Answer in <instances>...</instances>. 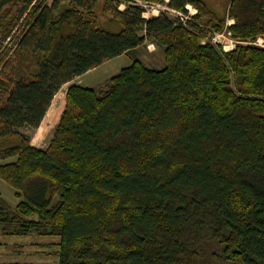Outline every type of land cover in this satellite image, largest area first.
Here are the masks:
<instances>
[{"label":"trees","instance_id":"obj_1","mask_svg":"<svg viewBox=\"0 0 264 264\" xmlns=\"http://www.w3.org/2000/svg\"><path fill=\"white\" fill-rule=\"evenodd\" d=\"M189 5L186 28L136 0H0V180L18 199L0 194V237L59 238L57 264H264V0L168 3ZM229 21L234 51L202 44ZM147 45L163 68L70 86L32 145L22 129L63 86Z\"/></svg>","mask_w":264,"mask_h":264},{"label":"rangeland","instance_id":"obj_2","mask_svg":"<svg viewBox=\"0 0 264 264\" xmlns=\"http://www.w3.org/2000/svg\"><path fill=\"white\" fill-rule=\"evenodd\" d=\"M136 2L147 9L145 14L146 18H152L164 14L158 5L166 6L168 2L163 4L157 3H146L143 0H136ZM126 6H122L121 10H125ZM20 32V31H19ZM19 32L15 37L8 41L7 45H15L17 43V37ZM118 59V60H117ZM113 59L106 63L96 76L101 78L104 76H114L118 74L123 68L130 66L135 60L143 61L150 68L161 69L164 67V48L157 47L155 45H147L140 47L134 51L129 52L126 56ZM1 73V69H0ZM104 78V77H103ZM102 78V79H103ZM110 78L103 80L101 85L97 86L95 89H101L108 85ZM72 84L65 85L60 92L56 95L52 107L48 112L47 121L51 118L53 119V124H57L60 121L62 112L64 111L66 105V92ZM54 129L53 126L39 130L37 135L42 134V139L44 140L51 130ZM22 132L31 137L33 143H36L35 131L29 128L22 129ZM52 133V132H51ZM50 133V135H52ZM36 135V137H37ZM51 136L48 138V143L45 146L47 148L50 144ZM14 160H9L8 162H13ZM0 164H5L0 162ZM0 194L9 201V203L15 206L18 203V199L15 196V191L8 187V185L0 180ZM59 238L54 237H39L37 235L23 236V237H8L6 239L0 237V261H7L8 259H13L15 261L23 262V264H57L56 251L58 249ZM22 245L23 247H17V245Z\"/></svg>","mask_w":264,"mask_h":264},{"label":"built area","instance_id":"obj_3","mask_svg":"<svg viewBox=\"0 0 264 264\" xmlns=\"http://www.w3.org/2000/svg\"><path fill=\"white\" fill-rule=\"evenodd\" d=\"M166 2L169 3V0H166ZM168 3L166 6L158 5V8L171 20L173 21H179L183 25H185L186 28H188V24L191 22V20L198 14L197 9H195L192 6H187L186 9L188 11V14L181 13L179 11H176L168 6ZM234 24L233 21H229L227 23V27L224 30V32L221 33H214L213 35H210L203 39L202 44L206 45L207 43H212L213 45L217 47H222L223 51L225 53L234 51L239 44L238 41L234 40L232 38V33L228 30L230 26ZM254 46L264 48V39L260 38L255 42L250 43Z\"/></svg>","mask_w":264,"mask_h":264},{"label":"crops","instance_id":"obj_4","mask_svg":"<svg viewBox=\"0 0 264 264\" xmlns=\"http://www.w3.org/2000/svg\"><path fill=\"white\" fill-rule=\"evenodd\" d=\"M123 56H126V55H123ZM120 57H122V56H120ZM120 57H117V58H120ZM117 58H115V59H117ZM114 59V60H115ZM118 60V59H117ZM110 61H112V60H110ZM109 62V61H108ZM107 63V62H106ZM106 63L105 64H103L102 66H100V67H98V68H95V69H93V70H91V71H89L88 73H86V74H84V75H82V76H79V77H77L75 80H73V81H71L70 83H68V84H72L73 83V85H80V86H83V87H86V88H96L97 86H99V85H101V83L103 82V80L104 79H108V78H111L112 76H110V75H108V76H102L101 78H99L98 79V77L96 76V74H97V72H99V70L103 67V66H105L106 65ZM104 77V78H103ZM103 78V79H102ZM67 85V84H66ZM64 87V86H63ZM70 88V87H69ZM68 91V90H67ZM67 93V92H66ZM65 109V108H64ZM63 113V112H62ZM48 118V114H47V116L45 117V119H44V121H43V123H42V125L40 126V128L39 129H37V130H35V136H34V138L33 139H36V143L34 144L33 143V141H32V145L33 146H35V147H37V148H41V149H44L45 148V146L47 145V143H48V138H49V136H52V135H50V133L51 134H53V131H54V129L56 128V126L59 124V122L57 123V124H53V119L51 118L50 120H46ZM61 118V117H60ZM44 126H45V128H48V127H51V126H53V128L54 129H52L51 130V132L48 134V136L43 140L42 139V134L41 135H37V133H38V131L39 130H42L43 128H44ZM36 135H37V137H36ZM17 247H23L22 245H17ZM0 263H2V264H17V263H19V264H23V262H19V261H15V260H13V259H8L7 261H0ZM31 264H33V263H31Z\"/></svg>","mask_w":264,"mask_h":264}]
</instances>
